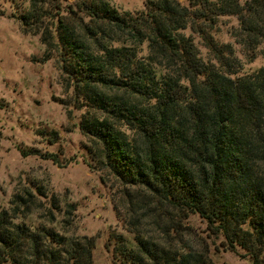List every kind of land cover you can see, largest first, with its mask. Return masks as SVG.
I'll use <instances>...</instances> for the list:
<instances>
[{
    "label": "trees",
    "instance_id": "obj_1",
    "mask_svg": "<svg viewBox=\"0 0 264 264\" xmlns=\"http://www.w3.org/2000/svg\"><path fill=\"white\" fill-rule=\"evenodd\" d=\"M78 2L95 26L83 32L58 20L56 41L89 108L80 128L95 143L94 161L185 219L200 216L232 251L264 264V66L242 74L233 47L213 36L222 18H237L233 36L253 63L264 44V0H148L139 16L108 0ZM33 7L18 17L26 30L39 15ZM29 203L16 196L0 210V264H93V240L18 223ZM169 227L184 229L175 220ZM181 249L137 236L114 252L122 264H208L188 243Z\"/></svg>",
    "mask_w": 264,
    "mask_h": 264
},
{
    "label": "rangeland",
    "instance_id": "obj_2",
    "mask_svg": "<svg viewBox=\"0 0 264 264\" xmlns=\"http://www.w3.org/2000/svg\"><path fill=\"white\" fill-rule=\"evenodd\" d=\"M108 1L122 14L139 16L148 0ZM34 4L39 15L26 30L18 17ZM61 19L83 32L95 26L78 0H0V210L13 207L16 196L29 199L16 221L93 240V264H122L116 246H132L137 236L176 249L188 243L207 255L208 264H252L200 216L185 219L144 187L124 184L94 161L95 143L80 128L89 108L75 96L60 63L56 23ZM238 26L237 18H222L213 36L230 44L243 63L242 74L250 73L264 66V44L249 63L233 36ZM193 37L202 58L210 60L202 38ZM148 53L145 43L142 55ZM174 220L182 231L169 227Z\"/></svg>",
    "mask_w": 264,
    "mask_h": 264
}]
</instances>
